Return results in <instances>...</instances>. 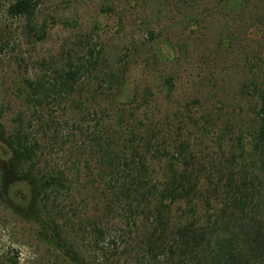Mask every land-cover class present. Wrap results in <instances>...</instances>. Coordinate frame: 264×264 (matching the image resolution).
Returning <instances> with one entry per match:
<instances>
[{
    "label": "rangeland",
    "instance_id": "1",
    "mask_svg": "<svg viewBox=\"0 0 264 264\" xmlns=\"http://www.w3.org/2000/svg\"><path fill=\"white\" fill-rule=\"evenodd\" d=\"M16 1L0 0V264H68L46 222L47 187L20 181L28 165L8 140L20 118L41 153L37 170H68L75 183L71 195L48 203L66 215V238L96 264L87 249L89 227L81 225L96 220L116 244L102 261L125 264L121 252L140 247L141 222L123 203L109 204L96 177L94 134L113 123V105L123 106L141 127L157 122L169 133L162 161L184 156L178 146L187 140L203 152L204 164L215 166L210 177L220 178L224 165L217 161L228 139L255 125L258 98L245 89L264 90V0H242L235 11L226 0H31L29 18L10 13ZM70 63L90 72L82 95L47 97L44 108L33 109L25 81L51 83Z\"/></svg>",
    "mask_w": 264,
    "mask_h": 264
},
{
    "label": "trees",
    "instance_id": "2",
    "mask_svg": "<svg viewBox=\"0 0 264 264\" xmlns=\"http://www.w3.org/2000/svg\"><path fill=\"white\" fill-rule=\"evenodd\" d=\"M241 5L242 0H226L229 11L238 10ZM33 6L31 0H17L10 6V13L29 18ZM68 65L51 83L25 81L33 109L44 108L47 97L57 100L61 94L68 96L71 92L82 95V84L90 72L82 65ZM115 81L114 77L110 86L116 93L120 90L113 86ZM164 85L173 88L171 79H165ZM245 93L258 98L255 125L251 131L239 130L240 135L228 139L227 151L217 161L224 165V171L218 172L222 174L220 178L213 179L210 176L215 166L204 164L201 150L197 152L195 146L184 140L178 146V153L184 156L179 154L171 163L162 161L161 156L169 151L165 145L172 141L169 133L158 131L157 122L142 128L140 120H130L126 111L119 108L123 106L113 105V115H109L113 123L94 134L93 143L98 163L96 177L106 187L104 194L111 197L109 204L123 203L128 213L141 222L140 247H128V252L123 248L121 252L125 254V264H264V90L251 84ZM23 121L18 119V128L8 139L19 160L28 165V169L19 172L20 181L33 187H47L42 196L46 222L51 225V238L68 257L66 262L95 264L86 260L84 253L66 238L71 226L66 215L58 206L52 209L48 204L58 196L71 195L75 183L67 176L68 170H37L41 153ZM188 122L194 123V119L189 116ZM188 122L182 129H187ZM202 175L208 176L204 177L205 182ZM91 183L95 187L96 181ZM86 224L90 236L87 249L93 251L96 264H104L102 259L109 247L113 245L115 249L116 244L96 220L81 223L83 227Z\"/></svg>",
    "mask_w": 264,
    "mask_h": 264
}]
</instances>
